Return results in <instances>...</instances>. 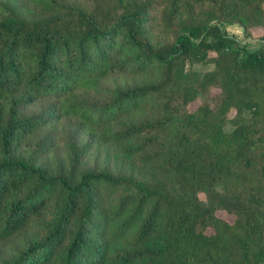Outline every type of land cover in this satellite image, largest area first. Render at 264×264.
<instances>
[{"label": "trees", "instance_id": "trees-1", "mask_svg": "<svg viewBox=\"0 0 264 264\" xmlns=\"http://www.w3.org/2000/svg\"><path fill=\"white\" fill-rule=\"evenodd\" d=\"M0 264H264V0H0Z\"/></svg>", "mask_w": 264, "mask_h": 264}, {"label": "rangeland", "instance_id": "rangeland-1", "mask_svg": "<svg viewBox=\"0 0 264 264\" xmlns=\"http://www.w3.org/2000/svg\"><path fill=\"white\" fill-rule=\"evenodd\" d=\"M226 32L229 35H232L236 40L240 41V42H250V43H254L255 40H248V39H244V37L242 36V32L241 29L238 25H231L229 27L226 28ZM251 37L252 38H257L260 34H261V30L258 28L252 29L251 31ZM211 66L209 65H203V64H197V65H193L191 67V70L198 73V74H203L205 72H208L211 70ZM214 91H211V94H213ZM197 105V102L188 105V109L191 110L193 109L195 106ZM228 116H231V113L228 114ZM229 129V128H228ZM224 214L223 212H218L217 216L218 217H222ZM207 232H210L209 230H207Z\"/></svg>", "mask_w": 264, "mask_h": 264}]
</instances>
